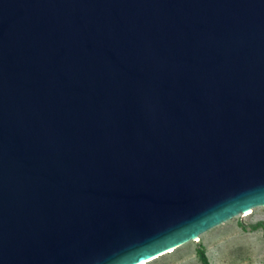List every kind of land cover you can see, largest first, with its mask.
I'll list each match as a JSON object with an SVG mask.
<instances>
[{
  "label": "water",
  "instance_id": "1",
  "mask_svg": "<svg viewBox=\"0 0 264 264\" xmlns=\"http://www.w3.org/2000/svg\"><path fill=\"white\" fill-rule=\"evenodd\" d=\"M264 205V0H0V264H140Z\"/></svg>",
  "mask_w": 264,
  "mask_h": 264
},
{
  "label": "rangeland",
  "instance_id": "2",
  "mask_svg": "<svg viewBox=\"0 0 264 264\" xmlns=\"http://www.w3.org/2000/svg\"><path fill=\"white\" fill-rule=\"evenodd\" d=\"M239 213L146 264H264V205Z\"/></svg>",
  "mask_w": 264,
  "mask_h": 264
},
{
  "label": "trees",
  "instance_id": "3",
  "mask_svg": "<svg viewBox=\"0 0 264 264\" xmlns=\"http://www.w3.org/2000/svg\"><path fill=\"white\" fill-rule=\"evenodd\" d=\"M197 255L202 264H208L205 253L202 249L197 250Z\"/></svg>",
  "mask_w": 264,
  "mask_h": 264
},
{
  "label": "bare ground",
  "instance_id": "4",
  "mask_svg": "<svg viewBox=\"0 0 264 264\" xmlns=\"http://www.w3.org/2000/svg\"><path fill=\"white\" fill-rule=\"evenodd\" d=\"M250 210H248V211H246V213L245 214H248V213H250L249 212ZM194 240H196L195 238H194ZM193 240V241H194ZM173 250H169V252H172ZM152 260V259H151ZM151 260H147V261H142V262H140V264H146L147 262H149V261H151Z\"/></svg>",
  "mask_w": 264,
  "mask_h": 264
}]
</instances>
